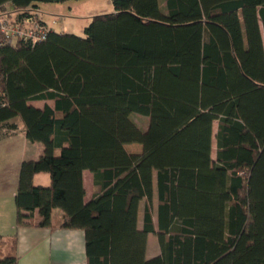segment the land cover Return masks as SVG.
I'll use <instances>...</instances> for the list:
<instances>
[{
	"label": "trees",
	"instance_id": "trees-1",
	"mask_svg": "<svg viewBox=\"0 0 264 264\" xmlns=\"http://www.w3.org/2000/svg\"><path fill=\"white\" fill-rule=\"evenodd\" d=\"M65 1L0 0V13ZM112 4L82 35L0 47V124L19 117L44 145L20 167L17 227L54 228L61 209L88 264H264V0ZM85 170L99 188L89 201ZM151 233L160 253L147 258ZM17 247L0 234V264H19Z\"/></svg>",
	"mask_w": 264,
	"mask_h": 264
},
{
	"label": "crops",
	"instance_id": "crops-1",
	"mask_svg": "<svg viewBox=\"0 0 264 264\" xmlns=\"http://www.w3.org/2000/svg\"><path fill=\"white\" fill-rule=\"evenodd\" d=\"M108 7L113 6L112 0H107ZM61 7H53L56 10ZM72 6L71 11L72 12ZM114 9V7H113ZM41 10V5H40ZM45 18L50 27L57 32H69L66 23L62 22V27L57 29L55 26L60 23V19L54 16L53 11L48 12ZM95 12H88V18ZM100 14V13H99ZM31 104L42 108L46 103L53 105L52 100H36ZM5 146L3 151V165L0 166V234L11 236L17 234L18 237V256L19 264H88L86 253L85 232L81 229L61 228L64 213L56 208L53 211L52 221L54 228L47 227H17V207L15 196L18 189L20 167L25 160H36L40 158L44 151V145L41 142H31L25 135V126L19 117H14L5 124H0V145ZM84 185L86 189L85 200H91L99 191L95 185L94 174L90 170L83 173ZM36 185L48 186L51 184L49 173H38L34 177ZM142 200L139 208V219L143 217ZM153 216L157 218L158 212V188L155 179L154 198H153ZM35 217L40 219L38 210L35 211ZM141 221V220H140ZM149 244H147V258L154 257L160 253L149 254Z\"/></svg>",
	"mask_w": 264,
	"mask_h": 264
},
{
	"label": "rangeland",
	"instance_id": "rangeland-1",
	"mask_svg": "<svg viewBox=\"0 0 264 264\" xmlns=\"http://www.w3.org/2000/svg\"><path fill=\"white\" fill-rule=\"evenodd\" d=\"M61 7L58 9L51 10L53 7ZM72 6V12L71 11ZM113 6L108 7L107 0H67L62 3H42L40 14L44 17L48 16V12L53 11L55 13L54 16H57L60 19V23H58L55 27L60 29L62 26V22L66 23L67 30L72 31V33H76L78 35H82L85 27L90 23L88 18V12H95L93 14L106 13L113 11ZM45 17V18H46ZM50 18V16H48ZM132 119L134 122L142 129L147 130L150 122V118L148 116H142L139 114H133ZM218 124L215 123V133L217 131ZM5 146L0 145V166L3 165V151ZM126 149L129 153L140 154L143 152V146L139 143H131L127 144ZM217 152V144L216 138H213L212 145V157L216 158ZM145 206V202L143 207ZM154 206V203H153ZM144 211V210H143ZM139 226L142 227L143 217L140 218ZM148 244H149V254H154L155 252L160 251V246L158 242V238L155 234L151 233L148 236Z\"/></svg>",
	"mask_w": 264,
	"mask_h": 264
},
{
	"label": "built area",
	"instance_id": "built-area-1",
	"mask_svg": "<svg viewBox=\"0 0 264 264\" xmlns=\"http://www.w3.org/2000/svg\"><path fill=\"white\" fill-rule=\"evenodd\" d=\"M52 28L37 12L6 16L0 13V47L20 42L35 44L48 37Z\"/></svg>",
	"mask_w": 264,
	"mask_h": 264
}]
</instances>
